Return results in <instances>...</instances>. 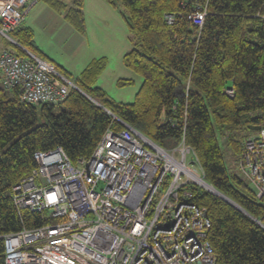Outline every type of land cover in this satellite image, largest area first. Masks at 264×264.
Segmentation results:
<instances>
[{"label":"trees","instance_id":"trees-1","mask_svg":"<svg viewBox=\"0 0 264 264\" xmlns=\"http://www.w3.org/2000/svg\"><path fill=\"white\" fill-rule=\"evenodd\" d=\"M120 1L131 34L122 63L143 79L133 102L115 101L93 86L106 65L104 56L76 77L54 64L79 88L70 87L59 103L21 101L17 88H5L0 79V264H6L4 234L44 223L36 212L18 211L10 196L11 187L36 166L34 152L61 147L76 164L92 153L106 129L125 124L163 148L183 140L203 180L242 208L190 185L193 202L206 208L215 264H264V197L238 172L227 171L213 128L215 123L244 130L238 139L227 134L236 165L246 137L264 127V0ZM43 2L63 10L66 21L84 32L83 0ZM196 11L204 12L201 25L192 20ZM11 35L46 59L30 27L19 26Z\"/></svg>","mask_w":264,"mask_h":264},{"label":"built area","instance_id":"built-area-1","mask_svg":"<svg viewBox=\"0 0 264 264\" xmlns=\"http://www.w3.org/2000/svg\"><path fill=\"white\" fill-rule=\"evenodd\" d=\"M36 0H0V79L26 103H59L79 88L55 65L11 35ZM264 9V4H263ZM201 25L204 12L192 15ZM14 46L25 55L17 54ZM229 94H231V91ZM193 149L163 148L135 128L106 129L87 158L73 164L61 147L33 154L36 166L10 190L18 211L43 224L3 235L6 264H215L206 208L193 202ZM235 169L264 197V127L249 134Z\"/></svg>","mask_w":264,"mask_h":264},{"label":"rangeland","instance_id":"rangeland-1","mask_svg":"<svg viewBox=\"0 0 264 264\" xmlns=\"http://www.w3.org/2000/svg\"><path fill=\"white\" fill-rule=\"evenodd\" d=\"M63 12L59 13L43 0H37L27 11L25 23L21 26H29L37 48L65 66L72 75L82 71L92 58L104 56L106 65L93 86L103 88L107 96L115 101L133 102L143 79L122 63L123 54L131 47V34L125 19L127 11L121 1L114 0L112 5L105 0H83L85 30L82 33L73 29L68 21L65 22ZM5 46L12 47L0 35V51ZM119 78H130L133 82L120 85L117 82ZM213 128L227 171L237 173L227 134L238 139L244 130L215 123ZM187 163L191 168L199 169L192 154L187 155Z\"/></svg>","mask_w":264,"mask_h":264},{"label":"water","instance_id":"water-1","mask_svg":"<svg viewBox=\"0 0 264 264\" xmlns=\"http://www.w3.org/2000/svg\"><path fill=\"white\" fill-rule=\"evenodd\" d=\"M93 100V99H92ZM94 101V100H93ZM200 182H196V184L204 187L205 189H207L208 191L214 193L215 195H217L218 197L222 198L223 200L227 201L228 203H230L231 205L239 208L242 210V208H240V206H238L236 203H234L231 199H229L228 197H226L224 194L220 193L218 190H216L213 186H211L210 184L206 183L202 177H199ZM243 211V210H242Z\"/></svg>","mask_w":264,"mask_h":264},{"label":"crops","instance_id":"crops-1","mask_svg":"<svg viewBox=\"0 0 264 264\" xmlns=\"http://www.w3.org/2000/svg\"><path fill=\"white\" fill-rule=\"evenodd\" d=\"M37 1V0H36ZM36 1L32 4V6L36 3ZM31 6V7H32ZM30 7V8H31ZM62 16V15H61ZM62 18H64V17H62ZM65 19V18H64ZM25 20H26V16H25V18H24V20H23V22H22V25H24V23H25ZM65 22H66V19H65ZM70 25V24H69ZM72 28H73V26L72 25H70ZM29 27V26H28ZM68 28V27H67ZM74 29V28H73ZM76 30V29H75ZM45 57H46V59H48L49 61H51L53 64H55L56 66H59V67H63L65 70H67L66 68H65V66H63V65H61L58 61H56L55 59H53V58H51V57H49L48 55H46V54H44L43 52H41ZM101 57V56H100ZM94 58H97V57H94ZM94 58H92V59H94ZM90 62V60L88 61V63ZM87 65V64H86ZM68 71V70H67ZM69 72V71H68ZM81 72V71H80ZM79 72V73H80ZM70 74H71V72H69ZM78 73V74H79ZM78 74H76V75H72L71 74V77H76ZM71 77H70V80L72 81V79H71Z\"/></svg>","mask_w":264,"mask_h":264},{"label":"bare ground","instance_id":"bare-ground-1","mask_svg":"<svg viewBox=\"0 0 264 264\" xmlns=\"http://www.w3.org/2000/svg\"><path fill=\"white\" fill-rule=\"evenodd\" d=\"M198 182H200V180H198Z\"/></svg>","mask_w":264,"mask_h":264}]
</instances>
